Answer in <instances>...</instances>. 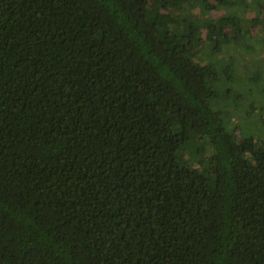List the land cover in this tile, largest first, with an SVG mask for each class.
Instances as JSON below:
<instances>
[{"label": "trees", "instance_id": "trees-1", "mask_svg": "<svg viewBox=\"0 0 264 264\" xmlns=\"http://www.w3.org/2000/svg\"><path fill=\"white\" fill-rule=\"evenodd\" d=\"M151 1L0 0V264H264V140L191 51L264 3Z\"/></svg>", "mask_w": 264, "mask_h": 264}, {"label": "rangeland", "instance_id": "rangeland-1", "mask_svg": "<svg viewBox=\"0 0 264 264\" xmlns=\"http://www.w3.org/2000/svg\"><path fill=\"white\" fill-rule=\"evenodd\" d=\"M233 1L237 3L241 0ZM144 2L146 5L152 3L151 0H144ZM262 2L264 3V0ZM193 7L195 9L196 5ZM252 7L255 8V6ZM252 7L248 10H243L241 7L228 10L220 9L211 14L213 17L211 19L214 20L215 24H218L224 15H237L238 13L242 25L251 27L252 20L256 16L255 12L252 11ZM203 18L204 16L200 15L197 16L196 20L201 24ZM252 29V33L255 32V28ZM205 34L206 28L203 27L196 36L205 38ZM223 35H225L224 40H219V49L217 48V50L213 49L211 41L202 45L201 53L198 46L197 48L192 46L191 51L198 54L194 60L201 62L203 65L208 62V65H214L220 72L227 65L236 66L234 72L235 82L232 84V90L228 95L229 98L231 97L230 101L232 102L231 109H229L231 124L237 134L242 132L243 135H252L264 140V42L251 40L252 42L249 45L252 48H246L248 41L239 33L238 26H225ZM224 89L226 88L224 87ZM251 105L255 111L248 117L247 111ZM222 106L226 107L225 104Z\"/></svg>", "mask_w": 264, "mask_h": 264}]
</instances>
